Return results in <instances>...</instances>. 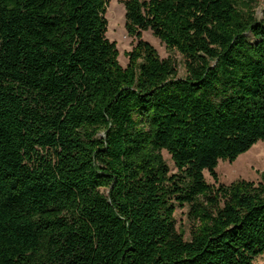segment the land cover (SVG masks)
Wrapping results in <instances>:
<instances>
[{"label": "trees", "instance_id": "trees-1", "mask_svg": "<svg viewBox=\"0 0 264 264\" xmlns=\"http://www.w3.org/2000/svg\"><path fill=\"white\" fill-rule=\"evenodd\" d=\"M122 1L126 67L109 0H0V264H253L264 183L216 168L264 141V0Z\"/></svg>", "mask_w": 264, "mask_h": 264}, {"label": "rangeland", "instance_id": "rangeland-1", "mask_svg": "<svg viewBox=\"0 0 264 264\" xmlns=\"http://www.w3.org/2000/svg\"><path fill=\"white\" fill-rule=\"evenodd\" d=\"M125 4L122 0H109L104 17L107 21L106 38L116 44L118 52L117 61L122 67L128 63L127 53L138 43L139 39L129 36L125 28ZM255 17L257 21L264 19V1H258L255 7ZM140 40L150 44L158 53L161 59L170 58L178 71V77H184L183 59L176 52H169L165 46L151 33L144 31ZM162 155L169 166L171 173H175V168L166 152ZM219 183L229 186L237 181H246L255 185L264 183V141H259L247 152L237 157L236 160L219 161L216 168ZM204 177L209 185H214V181L208 172H204ZM105 193L104 190H102ZM189 208L187 205L177 207L175 211V228L178 233L183 234L184 240H190L192 223L187 217ZM253 264H264V255L257 257Z\"/></svg>", "mask_w": 264, "mask_h": 264}]
</instances>
